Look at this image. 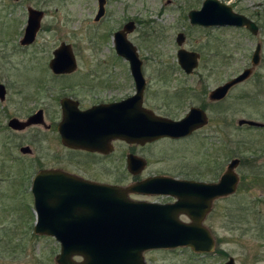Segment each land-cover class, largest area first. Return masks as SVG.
I'll return each instance as SVG.
<instances>
[{"label": "rangeland", "instance_id": "374dc122", "mask_svg": "<svg viewBox=\"0 0 264 264\" xmlns=\"http://www.w3.org/2000/svg\"><path fill=\"white\" fill-rule=\"evenodd\" d=\"M220 1L230 5L235 13L255 21L261 30L251 51L256 43L264 50V0ZM204 2L109 0L107 19L95 23L97 0H0V84L7 89L5 100L0 99V264H57L55 258L60 253V244L55 239L32 235V213L25 187L31 168L28 158L20 152L29 139H34L43 161L48 166H58L55 153L60 152V148L57 140L52 131L43 128L29 130L30 126L23 131H12L8 127V120L26 121L40 105L49 109L52 119L57 118L54 104L59 89L75 84L76 80L72 76L55 78L49 68L54 52L63 43L70 45L75 57H82L83 70L80 71L93 65L100 66L99 70L105 73L109 65L100 63L116 56L113 35L128 21L137 24L129 40L138 48L140 56L177 55L180 48L176 38L181 32L191 36L186 49H199L203 44L200 35L190 31L188 24V27L183 24L189 23L188 13L201 9ZM29 7L43 11L45 16L35 42L22 46L20 41L27 25ZM143 23L150 24L156 31L171 26L165 38L145 41ZM241 38L245 42L243 34ZM241 55L237 62L226 58V62L219 65L221 69L214 60L208 64L204 59L202 70L214 66L215 74L222 71L226 79L230 78L251 66L250 55L245 60L240 58ZM257 76L261 80L253 79L234 89L222 109L214 106L209 113L210 124L202 132L185 142H160L149 149L152 162L149 169L179 168L182 157L189 161L195 179L210 182L217 181L233 159L240 158L242 163L235 169L241 178L237 192L216 202L204 224L216 240L215 251L207 255L195 254L187 248L148 251L145 253L147 264H225L231 258L235 264H264V224L257 222L260 212L264 216V200L257 199L264 198V129L238 126L241 119L264 123V61ZM217 78L215 75L211 81H217ZM51 87H54L53 91H43V88ZM158 158L164 164H157ZM60 162L63 163L62 158ZM67 163L73 168L84 166L75 160ZM96 175L105 177L108 174L97 171Z\"/></svg>", "mask_w": 264, "mask_h": 264}, {"label": "flooded vegetation", "instance_id": "af4514ba", "mask_svg": "<svg viewBox=\"0 0 264 264\" xmlns=\"http://www.w3.org/2000/svg\"><path fill=\"white\" fill-rule=\"evenodd\" d=\"M174 3L175 2H173V4ZM96 5L97 14L94 18V22L101 23L104 19H107L109 13V0H103L104 15L100 19L97 18L100 0H97ZM189 13L187 20L189 23H184L183 25L184 27L189 26L188 28L190 31L198 33L202 40L201 43L203 44L199 49H186V42L191 36L190 33L186 35V33L183 32L178 33L176 43L179 35H183V45L179 46L177 43L180 48L178 52L183 49L190 53H196L199 56V65L196 70L191 73L185 72L181 67L178 52L177 55H139L142 64L141 73L143 77L141 87H139L133 76L130 62L126 58L117 55V53L116 56L110 58V61L100 63L109 65L107 68L108 70H106L105 73L99 70L100 68L98 67L100 66L94 67L93 65L86 68L85 71H80L83 70V66L80 65L82 57L75 58L77 62V70L75 72L69 74H55L52 72L55 78L59 80L69 76L75 77L76 83L64 85L59 89L60 93L56 99V104H54L56 108V119H52L49 116L50 111L44 105H40V108L27 118V120H29L41 111L42 121L37 122V124H32L28 129L43 128L48 132L52 131V134L54 135L53 137L57 140L58 148H60V152L55 153L59 161L58 166H48L46 162L43 161V158L41 157L43 155L39 154L34 139H29V143L24 146L29 148L27 154L21 152L24 147L20 148L21 154L28 158L29 166L31 168V173L26 176L25 187L28 190V201L30 202L28 207L31 209L32 213L31 228L34 237L56 239L55 236L41 235L35 232L36 194L34 193V186L37 177L44 173L46 174L44 180L48 183L47 185L55 183L53 181L56 179L57 174H65L82 182L108 185L121 189L126 192L128 200L132 202L159 206H177L175 209L179 208L178 203L182 201L181 198H183V196L173 194L176 192H167L168 189H171L172 191L177 190L178 188L184 187L186 183L191 182L206 184L216 183L225 174L224 171L217 181L212 182L200 178L195 179L189 161L182 157L179 158V164H181V167L179 168L172 167L170 170H168L169 168H159L156 171L149 169L152 164L150 161L151 153H149L151 147L160 142L179 143L190 140L210 124V111L213 110L214 106L222 109L234 89L243 86L253 79L261 80L257 74L264 61L263 47L260 43H256L251 51L253 41L259 36L260 28L259 32L254 34L251 33L247 27H204L200 25H192L189 19ZM130 22L135 24V29L132 33L127 35L129 40V36L137 29V24L134 21H128L123 25L114 33L113 38H115L117 32L123 31L125 26ZM143 25L145 26L143 32L145 41H154L165 38L168 35V28L171 26L160 27V30L156 31V29L150 28V24L148 23H143ZM242 34L244 35L245 42H242ZM233 42L235 44H233ZM213 47L215 49H213ZM259 47L260 62L253 70L250 78L233 86L225 98L217 101L212 100L211 93L213 91L235 79L241 73L226 79L224 72L218 71L217 74L214 73L213 69L216 68L214 66H206L202 70V61L205 59L209 64L211 60H214L218 65V69H221L219 65L226 62V58L231 62H237L238 55H241V52L243 51L244 53L240 58L245 60L249 55V58H251V66L245 68L243 70L244 72L245 70L252 68V59ZM91 62L93 61H88V63ZM215 75H218L217 81H211ZM49 90L53 91L54 87L43 88V91L45 92H48ZM5 97H7V89ZM193 109H198L200 112L205 113L208 117L209 123L207 126L195 130L191 134L183 137H163L153 142L145 143L143 142L140 133L134 134L133 136L128 134L127 139H116L110 138L109 135L102 130L103 132L96 131L94 139L97 141V148L95 151H92L84 148H72L67 146V144L64 143V138L62 136V133L69 132L68 125L65 126L66 128L63 127L61 129V125L68 116L75 115V117L78 118L75 132L76 136L82 140L86 138L85 136L88 132V126L83 121L82 117L88 112L91 113V124L101 126L102 128H105L106 126L129 127L131 125L137 127H153L160 120H169L175 123L181 122ZM11 120H8L9 128ZM241 120L238 121L239 127L247 126L248 128H256L258 130L264 129V126H240L239 122ZM261 124L264 125V123ZM60 158L63 159V163L60 162ZM174 158L178 160V157ZM236 159L240 160V167L242 159ZM72 160H75L77 163H81V166H84L73 168L71 163H67ZM157 164H164V161L161 158H158ZM140 165H143L144 167L141 168ZM97 171L102 174L107 173L108 175L105 177L97 176ZM89 172L94 173L89 174ZM108 177L110 178L108 179ZM62 181V179L58 178L59 183ZM240 182L241 178L239 176V184ZM220 200L221 199H218L213 202V209L215 203ZM177 214L182 223L190 224L193 222L192 218L186 214L183 208L180 207ZM209 215L210 214L206 215L203 221L204 224ZM177 250L179 249H176L175 251Z\"/></svg>", "mask_w": 264, "mask_h": 264}, {"label": "water", "instance_id": "95a60500", "mask_svg": "<svg viewBox=\"0 0 264 264\" xmlns=\"http://www.w3.org/2000/svg\"><path fill=\"white\" fill-rule=\"evenodd\" d=\"M44 15L43 11L28 8V24L20 41L22 46H30L35 42ZM103 15V0H100L97 18L100 19ZM189 19L192 25L247 27L251 33L259 32L258 26L253 21L236 14L230 6L219 0H205L201 10H193L189 13ZM134 29L135 24L130 22L123 31L117 32L115 48L119 56L130 62L133 76L141 87L143 83L142 64L138 49L127 38V35ZM183 38V35H179L177 39L179 46L183 45ZM178 56L181 67L187 73L193 72L199 65V56L196 53L181 49ZM259 62L260 47L253 56L252 68L245 70L235 79L213 91L211 99L217 101L225 98L233 86L250 78ZM50 68L55 74H68L76 71L75 55L70 45L63 43L54 52ZM5 95L6 88L0 85L2 101L5 100ZM90 115L91 113L88 112L82 117L88 126L86 138L82 140L76 136L75 132L78 118L75 115L65 118L61 129L69 126V132L62 133L67 146L95 151L97 148V141L94 139L96 131L102 130L110 138L116 139H127L128 134L133 136L140 133L143 142L146 143L163 137H183L209 123L207 115L198 109H193L181 122L160 120L153 127L131 125L102 128L91 124ZM40 121H42L41 111L26 122L13 119L9 126L14 130L23 131ZM239 125L264 126L250 120H241ZM28 151L27 147L21 150L23 154H27ZM239 163V159L232 160L226 173L216 184L191 182L177 190L168 189L167 192H176L173 194L183 196L178 206L192 218L193 222L190 224L179 220L177 214L179 208L175 209L177 206L135 203L129 201L126 192L121 189L82 182L65 174H57L53 181L55 183L47 185L48 183L44 180L46 174H41L37 177L34 186L37 214L35 232L56 237V241L61 245L60 253L55 259L57 264H146L144 254L147 251L179 247H189L199 253H211L215 250L216 242L203 221L215 200L235 194L239 183L235 169ZM58 178L63 181L59 183ZM77 258L82 260L78 261ZM226 264H235V261L231 258Z\"/></svg>", "mask_w": 264, "mask_h": 264}, {"label": "trees", "instance_id": "16d2710c", "mask_svg": "<svg viewBox=\"0 0 264 264\" xmlns=\"http://www.w3.org/2000/svg\"><path fill=\"white\" fill-rule=\"evenodd\" d=\"M258 199V201H263L264 200V198H262V199H260V198H257ZM256 205H258V204H256ZM264 216L262 215V213L260 212L259 213V218H257V222L259 223V224H264ZM259 227H262V226H259Z\"/></svg>", "mask_w": 264, "mask_h": 264}]
</instances>
